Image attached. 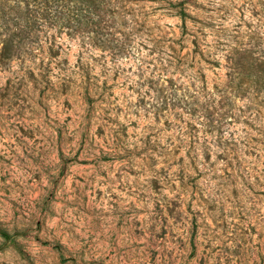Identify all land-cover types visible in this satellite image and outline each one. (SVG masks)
<instances>
[{
  "label": "rangeland",
  "instance_id": "obj_1",
  "mask_svg": "<svg viewBox=\"0 0 264 264\" xmlns=\"http://www.w3.org/2000/svg\"><path fill=\"white\" fill-rule=\"evenodd\" d=\"M25 8L0 0V264H264V0Z\"/></svg>",
  "mask_w": 264,
  "mask_h": 264
},
{
  "label": "trees",
  "instance_id": "obj_2",
  "mask_svg": "<svg viewBox=\"0 0 264 264\" xmlns=\"http://www.w3.org/2000/svg\"><path fill=\"white\" fill-rule=\"evenodd\" d=\"M61 0H17V4L20 6H25V17L29 18H36V19H42L43 17L40 16H44L43 13L46 12L47 7L53 2H58ZM62 1H67V0H62ZM73 1V0H72ZM77 4H87V3H91V0H74ZM43 12V13H40ZM179 16H181V18L184 20L188 14L184 11L181 10L179 11Z\"/></svg>",
  "mask_w": 264,
  "mask_h": 264
}]
</instances>
